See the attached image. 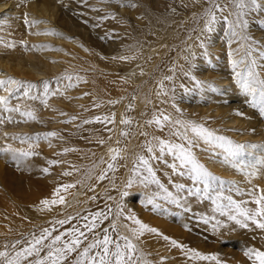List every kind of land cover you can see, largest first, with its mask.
<instances>
[{
  "label": "bare ground",
  "instance_id": "bare-ground-1",
  "mask_svg": "<svg viewBox=\"0 0 264 264\" xmlns=\"http://www.w3.org/2000/svg\"><path fill=\"white\" fill-rule=\"evenodd\" d=\"M5 1L0 0V79L12 77L21 81L24 87L15 90L11 95L6 93L3 88H0V96H9L8 104L13 106L12 109L17 107L20 109L18 112L9 110L12 112L9 114L14 119L11 123L4 121L7 119L5 118L7 114L2 112L3 117L0 118V121L3 119L4 122H0V141L8 138L16 146L22 147L23 145L27 146V142H29L27 139L31 132L39 131L44 134L46 132H55L57 133L56 136L43 137L44 140L41 143L46 145L45 148H47L48 142L55 143L57 139L62 145V149L63 147L67 148V146H70L68 143L70 140H75L74 143H79V145L88 144L86 140L89 138H78L77 136L85 135L84 129L89 126L93 128V131L102 134L106 141L113 139V142H116L118 148L124 153L127 150L131 151L135 149L137 146L139 148V143L143 140L147 142L150 134L152 138L149 140L155 144L156 141L153 140V137L162 138L160 133L169 132L170 134L171 131H174L170 125H165L161 129L154 123H147L154 115L163 112L164 114L171 115L173 119L192 120L202 123L218 135L226 136L235 143L245 145L244 149L236 154V158L228 154L224 148L208 145L201 141L199 146L194 148L193 151L197 159L213 175L231 181L233 179L229 173H232L239 179V183H241L240 177L246 174L247 165H249V169H251V166L264 167V163H261L264 160V119L262 120V118L259 119L255 116L254 110L246 111L245 113L240 111L241 108L238 107L240 103L231 98V96L238 95L242 98L250 96L255 101H251L252 104L255 103L256 107L260 104L259 92L257 91L256 96L253 97L251 92L245 91L237 83L235 72H241L246 77L248 67H251L254 73V86L257 89L260 87L259 82L264 81V72L262 70L264 67V35L258 36L254 34L256 31L253 27L255 20H258L264 26V0H259L261 4L260 8L250 9L246 12L243 18L247 20V27L238 29L240 32L243 30L248 33L249 38H251L248 43V47L251 48V55L248 57H244L243 49H238L240 52L234 51L229 45L226 46L228 50L225 52L221 49L222 55L219 54V50L217 51V49H220L219 44L221 42L219 38L222 37V34L229 32L231 36L229 38L234 37L231 34L232 30L229 26L230 22L235 20V8L232 0L216 1V3L221 5L223 11L217 12V20L212 26L211 32H208L204 28L207 19L204 13L205 9L209 7L208 0H187L186 2L183 1V3L180 0H170V4L176 5L179 2L180 4L178 3V5L180 6L176 7V12L170 13V16L166 19L167 21L164 20L163 25L166 23L167 31L156 29L157 32L164 33H156V39L151 44L144 43L142 40L148 39L155 32L149 34L146 30H139L140 28L138 29L135 26L136 24L128 25L123 16L122 4L118 3L119 0H31L26 6L23 5L25 0ZM64 4H67L72 12H77L78 14L75 13L68 18L69 16L58 12L57 8L61 5L63 7ZM138 6L132 7L135 19L140 23L139 25H148L149 23L145 22V20L152 22L147 17L149 12L153 11H151L152 8L147 7L144 11V6ZM19 7L20 9L21 7L28 9L27 11L30 13L29 19L43 22L28 26L20 23L21 21H16L20 18L21 14L18 11ZM151 14L149 15L152 16ZM155 14H158V12H155ZM193 14L200 19L199 25L201 24L200 30L203 32V37L200 36L199 39L196 37L188 41L186 43L188 46L184 47L185 50H182L181 55L180 53L176 54V61L169 69L173 77L172 80H169L172 84L170 85V90L166 92L164 87L163 89L160 88L163 78L158 77L157 80H152L155 72H160L161 69V66L157 65V63H163L167 58L166 56L172 54L174 50L173 46L176 40H178H173V37L179 30L180 32L182 31V28L179 26L180 21H187V18ZM224 17L228 19L225 20ZM82 19H85L86 23L83 22L84 20L81 21ZM189 19L190 17L188 21ZM87 27L95 34L97 33L95 32V27L104 29V32H107L106 35L102 32L100 35L98 31L96 37L109 46L110 53L115 52L112 55H107L108 53L102 49L98 50L93 47L88 42L90 39L86 34ZM123 34L125 36H122ZM213 34L215 37L213 45H217L216 47H212L210 45L212 44L211 41L209 42V38ZM221 39L223 40V38ZM134 40L143 44V46L135 49L132 46L127 47V45H124L125 42ZM22 41L26 42L24 47L22 46ZM201 41H203V47L200 46ZM9 44H14L15 46L8 47L7 45ZM224 45H222V48L225 47ZM120 57H128V59L122 60ZM232 59H242V63L238 65L235 71L232 68ZM253 60L255 61L254 64L251 63ZM145 63L149 64L146 65ZM119 68H123V71L119 72ZM185 73H190V75L186 76ZM96 75L99 76L98 82L103 81L104 83L105 80V82L114 81L116 84L110 89L112 86L107 83L109 93L106 91V94H109V96L105 97V103L99 101L101 96H105L104 92L102 93L100 88H96L92 84V78L94 80ZM192 76L203 82V86L197 87L195 81L191 78ZM68 77H71V80ZM78 77L79 79H77ZM29 83L34 84L35 87L29 91V95L25 96L26 85ZM48 83H51L49 87ZM45 85H47V89H45ZM145 91L148 92V95ZM46 92L49 102L44 105L43 99L45 100ZM165 92L167 93L166 95L163 94ZM158 93L161 94L158 95ZM117 96L121 97L124 104L120 100L115 99ZM32 97L35 98L33 99ZM96 98L101 104L98 106L100 115L94 116V118H87L88 116L85 114L88 111V104L86 102L95 100ZM33 100L34 104H32ZM110 101H116V103H110ZM133 101L134 103L129 106V103ZM146 102L148 103L147 107L144 106ZM32 108L36 111L34 112ZM177 108L180 111H177ZM257 109V113L260 114V108ZM90 110H96V107L93 106ZM27 111L33 112L37 119L33 120L30 117L22 115V113ZM237 113H243V115H238ZM113 114L115 115V119L111 123L95 120V117H111ZM73 116L76 117L75 120L71 119ZM122 119H128L131 123L122 124ZM85 120L91 122L84 123ZM35 121V125L29 123H35ZM3 130H6L9 135L6 136L5 132L2 133ZM125 132L127 135H122ZM143 133L147 135H143ZM172 142L179 143L180 138L172 136ZM96 144L101 153L109 154L110 145L107 147L106 144ZM211 147L220 152L217 157H212V153L215 154L214 152H211L209 155L204 153V148ZM63 152L60 156L62 159L67 158L70 154V151L63 150ZM122 153L119 157L123 155ZM166 154L169 155L165 153L164 156ZM38 157L42 161H44L43 159H47L46 161L50 159L43 154H39ZM170 157L168 158L169 160ZM229 160L232 161L228 163L227 161ZM241 160L247 163L240 164ZM66 161L61 162L59 166L62 165V168L66 166L68 164ZM121 162L122 157L112 163L116 167ZM134 165L135 162L130 161L128 168L132 170ZM239 169L244 172L239 171ZM157 170L159 171V169ZM141 171L142 175L134 176L133 172H131L129 177L138 178L146 174V171ZM162 172L164 173V170L160 172V175H162ZM165 172L168 173V171ZM66 178L65 180H67ZM52 182L55 183L56 181L52 180ZM242 184L244 188L243 196L254 198L259 188L264 189V176L259 181ZM16 186V189L21 187L18 181L16 182ZM257 186H259L258 189L256 188ZM179 190H182V188ZM108 194L111 195V192L109 191ZM7 196L10 198L8 191ZM80 196L79 194H75L74 199L71 196L64 203V207L71 206ZM251 201L247 202L246 205L253 206ZM22 209L26 215L31 214L27 207L22 206ZM34 218L44 221L42 216ZM118 220L120 219L118 218Z\"/></svg>",
  "mask_w": 264,
  "mask_h": 264
},
{
  "label": "rangeland",
  "instance_id": "rangeland-1",
  "mask_svg": "<svg viewBox=\"0 0 264 264\" xmlns=\"http://www.w3.org/2000/svg\"><path fill=\"white\" fill-rule=\"evenodd\" d=\"M6 1L10 2L11 0ZM30 1L31 0H25L23 5L26 6V4H29ZM180 1L183 3V1L186 2L187 0ZM118 3L122 4L123 16L128 22V25L136 24L135 26L138 29L140 28L139 30H146V32L149 34H151V32H155V34L148 39L142 40L144 43L150 44L154 42L157 34L164 33L157 32L156 29H159L160 31H162V29L166 31L168 30L166 23L163 25V22L168 16H170V13L173 14V12H176V7L180 6L178 5L179 2H177L176 5L170 4V0H119ZM133 5L144 6V11L147 7H151V11H153L151 12L152 14L150 12L149 14L152 16L148 14L147 17H149L152 22L145 20V22L147 21L149 23L148 25H139L140 23L137 22L135 16L133 15ZM19 9L20 7L18 8V11L21 12V19L19 18L16 21H21L20 23H24V19L22 18H25V14H27L29 18L30 13L27 11L28 9L26 7H21V9ZM57 11L63 15L69 16L68 18L77 13L72 12L67 4H64L63 7L61 5L59 8H57ZM155 12H158V14H155ZM151 17L155 18L153 19ZM189 17L190 19L188 21ZM189 17L187 18V21H180L179 26L182 28V31L180 32L179 30L173 37V40L178 39L173 46L174 50L170 56H166L167 58L163 63H157V65L161 66V69L160 72H155L152 80H157L158 77L164 79L165 76H172V73H170L169 69L176 61V54L180 53L181 55L182 50H185V48L188 46L186 45L188 41L192 40L193 38L195 39L196 37H203V32L200 30L201 24L199 25L200 19L194 14ZM81 21L86 23L85 19H82ZM253 27L256 31L254 34L258 36L264 35V26L258 20L254 21ZM238 29L239 28L236 30L239 33L238 36L229 38L231 37L230 33L226 32L222 34V37L219 38L221 44H225V47L223 46L224 48H222L223 44H219L220 49H217V51L219 50L218 52L220 55H222L221 49L224 52L228 50L226 47L227 45H229L234 51H238L240 48L245 51V48H248L250 39H242L241 37L249 38V34L243 30L240 32ZM86 30V34L90 39L88 42L91 43L93 47L97 48L98 50L102 49L104 52L108 53L107 55H112L115 52L113 51L110 53L109 46L103 41L101 42L98 37H96L98 31L100 35L102 33L106 35L107 32H104V29L95 27V32H97L96 34L93 33L89 27H87ZM122 36H125V34ZM221 38H223V40ZM210 41L212 44H209L212 47L217 46L213 45L215 42L214 34L209 38V42ZM24 45L25 44L22 46L24 47ZM124 45H127V47L132 46L135 49L143 46V44L138 43L136 40L129 42L127 41ZM145 64L148 65L149 63ZM118 70L119 72H122L123 68H119ZM262 70L264 72V67ZM102 77L101 79L104 80ZM97 80L99 81L98 75L94 77V80L92 78V84L95 85L96 88H100L102 93L104 92L103 94L105 96H101L99 101L101 103H105V97L109 96V94H106V91L109 93L107 83L108 85L112 86L110 89H112L116 84L114 81L105 82L104 80L103 83V81L98 82ZM50 84L51 83H48V87ZM171 84L172 82L169 80H165L163 82L166 92L170 90ZM146 94L148 95V92H146ZM133 97H135V95H133ZM231 98H233L234 101L240 103V106H238L241 108L240 111L245 113L246 111L249 112L254 110L253 112L256 114H254L255 116H257L259 119H264V116L257 113V108H260V104L258 107H252V102H255L253 101L254 99L252 97L246 96L245 99L238 95L231 96ZM115 99L120 100L121 103H123L121 97L117 96ZM48 100L49 97L47 98V103L49 102ZM248 102H250L249 106ZM34 103L35 102L33 100L32 104ZM86 103L88 104V111L85 114L88 116L87 118H94V116L100 115L98 112L99 107L96 105L101 104L98 102L97 98L95 100L87 101ZM133 103L134 101L129 103V106H131ZM43 104L46 105L44 103V99ZM93 106L96 107V110H90ZM144 106L147 107L148 103L146 102ZM12 107L13 106L11 104H8L7 108H5L3 105H0V118L3 117L2 112L7 114L5 116V118H7L4 120L5 122L11 123L14 120L10 115L12 112L9 111L12 109ZM32 109L34 112L36 111L34 108ZM4 121L2 119L0 122ZM29 123L35 125L36 121L35 123ZM84 130L85 135H79L77 137L89 138L86 140L88 144L79 145V143H74L75 140H70L68 142L70 146H67V148H62L63 150L68 149L67 152L70 151L68 157L64 158L65 161L67 160L66 162L68 164L66 163L67 165L63 168L62 165L59 166L61 162H65L64 159L60 157L64 153L61 149L62 145L60 144L59 140L56 139L55 143L48 142V147L45 148L46 145L41 143L44 140L43 132H31L29 138L27 139L29 141L27 142V146H16L10 142L8 138L2 139L3 141H0V251L5 250L7 247V250L10 253H13L14 249L11 246L16 244L17 241H20V244L16 246L15 250H19V247L24 246L25 242H30L33 236H39L44 228H48L49 230L55 229L53 235H57L71 227L81 226L85 223L83 222L84 220L82 217L91 216V214H94L98 211H105L104 213H109V211L111 212L108 219L103 221L101 227L109 228L110 234L113 236L116 235V233L111 232V224L113 222H115L117 231L120 234H128L131 236L129 229L137 226L134 225L132 221L127 219L128 215H135L143 223L159 230V233L145 231L138 240L134 238V242L138 244L140 255L143 257V260L148 262V264H217V262L213 260L193 258L191 250L199 252L202 255H216L221 264H253V261L245 256V252L249 249L264 250V229L256 227V225L251 221L247 222L249 225L247 228L241 227L240 225L236 224L235 221L229 220L226 214V208L230 200L240 204L244 208L254 210L257 207L254 198L243 196L244 188L242 183L259 181L260 178L264 176V167L260 168L258 166H251V169H249V165H247L246 174L240 177L241 183H239V179H237V177L232 173H229L233 179L231 181L213 175L215 178L209 181L208 187L205 189L204 183L201 181L192 180L187 174L186 169H181V171L185 172L184 175H180L178 171L170 169L171 164H178V161H175L174 157L170 154H166V156H164L165 158L163 157L160 160L153 159L152 161V159H150V164L156 173V177L160 182L159 184L151 183L150 181L141 183L140 181L142 176H139L138 178H132L133 182L131 186L126 187L129 179L131 178L129 176L132 172V170L128 168L130 161L136 162V158L139 155H144L146 158H150L152 155L151 153H148L144 147L145 144L151 140V134L149 135L150 140L146 139L147 142L143 140L139 143V148L137 146L131 151L127 150V152H121L123 154L121 156V164L114 167V170H108L107 164L113 162L111 160V153H109V151V154L101 153L96 143H100V141L103 140V144H106L107 147L110 145V148H118V144L113 142V139H108L106 141L104 136L96 131H93L92 127L88 126ZM2 133L5 135L7 134L6 136L9 135L6 130H3ZM160 136L163 139L172 141V135L169 134V132L164 134L160 133ZM31 138H34L35 140ZM9 145L11 148H9ZM15 150H22L25 152L31 151L37 153V155L23 157L20 155L19 151ZM155 151L157 153L158 149H155ZM211 152L215 153H212V157H217L218 153H220L216 151L214 147L204 148L205 154L209 155ZM39 154H43L50 159L48 161H46L47 159H43L44 161H42L38 157ZM157 155H159V153ZM169 156H171L170 160L168 159ZM232 156L236 157V155ZM121 157H118L117 160H119ZM50 161H57V163L52 164ZM230 161L232 160L227 162L229 163ZM243 163L247 162L241 160L240 164ZM43 169H47L48 171L45 172ZM157 169H159V171ZM160 170H164L162 175H160ZM165 171H168V173ZM239 171L241 170L239 169ZM102 173H106V175L103 180H100L98 177ZM250 173L254 174L250 175ZM145 175H147V173ZM65 178L67 180H65ZM52 180L56 182L53 183ZM17 181L21 186L19 189H16ZM50 182H52V184H50ZM69 184L73 187H69L67 189L63 187ZM161 184L164 186L163 188L160 187ZM177 184L184 186L182 190H179L176 187ZM57 188H60L59 195L64 197L65 202L71 196L74 199L75 194H79L81 196L77 198L75 202L71 204V206L67 207H64V203L49 205L48 207L42 205V200L58 198V196H53V193ZM256 188L258 189L259 187ZM164 189H167V192H165ZM197 189H199V191H197ZM7 191L10 198L7 196ZM109 191L111 192V195L108 194ZM124 192H127L128 195H122ZM168 193H171V196H169ZM190 193H195V195ZM258 195H260V188L256 191L254 197ZM109 197H111V199H109ZM250 200H252L251 203H253V206L246 205V203L250 202ZM149 201H151V203H149ZM22 206L27 207L31 214L26 215L25 211L22 209ZM218 207L221 210L218 211ZM121 209L123 210V215L117 217L116 214L118 211H121ZM37 216H42L44 221L36 220L34 217ZM69 216H72L75 219L68 221V223L64 225L55 223L56 221L64 220ZM118 218L120 220H118ZM165 236L175 239L184 247L173 246L171 244V240L164 239Z\"/></svg>",
  "mask_w": 264,
  "mask_h": 264
},
{
  "label": "snow or ice",
  "instance_id": "snow-or-ice-1",
  "mask_svg": "<svg viewBox=\"0 0 264 264\" xmlns=\"http://www.w3.org/2000/svg\"><path fill=\"white\" fill-rule=\"evenodd\" d=\"M208 3L210 6L205 9L204 14L207 19L205 21L204 28L208 32H211L212 26L217 20V12H222L223 8L219 3H216V0H208ZM232 4L235 8V20L231 21L229 26L232 30V35L238 36L239 33L236 31V29H243L247 27V20L243 18L246 12L250 9L254 10L260 8L261 4L259 0H232ZM224 19L227 20L228 18L224 17ZM42 22L43 21L40 20L29 19L27 14H25V25L32 26ZM241 38L251 39L247 37ZM197 39H199V37ZM21 43L26 44L24 41ZM7 46L14 47L15 45L9 44ZM200 46H204L203 41H201ZM230 55H232V53H230ZM250 55L251 48H245L244 57H248ZM120 59L125 60L128 59V57H120ZM240 63H242V59L231 60L234 71ZM251 63L254 64L255 61L253 60ZM185 75L188 76L190 73H185ZM235 75L237 83H239L245 91L251 92L253 97L256 96L257 91L259 92L260 114L264 116V81L259 82V89L254 86V73L252 72L251 67H248L246 77L241 72H235ZM191 78L195 81V85L197 87L203 86V82L197 80L195 76H192ZM68 79L71 80V77H68ZM77 79H79V77ZM172 79V76L164 77V80ZM20 87H24L22 82L12 77L0 79V88H3V90L9 95H11ZM34 87V84H27L24 95H29V91ZM163 87V82H161L160 88L163 89ZM181 87H183V85H181ZM45 89H47V85H45ZM160 94L161 93H158V95ZM163 94L166 95L167 93L165 92ZM45 96H47V92L45 93ZM32 98L34 99L35 97ZM8 99V95L0 96V105H3L5 108H7ZM44 103L47 104L46 98ZM110 103H116V101H110ZM96 106L98 107L99 105ZM173 106L175 107V105ZM253 107H256L255 103H253ZM11 111L18 112L20 109L17 107L11 109ZM177 111H180V109L177 108ZM237 114L243 115V113ZM22 115L30 117L33 120L37 119L35 114L31 111L24 112ZM71 119L75 120L76 117L73 116ZM114 119V114L111 117H95L96 121L103 120L109 123L113 122ZM90 122L91 121L88 120L84 121V123ZM121 123L129 124L131 121L128 119H122ZM147 123H154L161 129H163L165 125H170L171 128L174 129V131H171L170 134L172 136L179 137L180 141L182 142L175 143L171 140H166L159 137H153V140L156 141L155 144H153L151 141H148L145 144V148L148 153L152 154L151 157L146 158L144 155L137 156L135 165L132 169L134 176L142 175L141 170L146 171L147 175L142 176L140 181L141 183L146 181L156 184L160 183L156 177V173L154 172L152 165L150 164V159L160 160L164 157L165 153H168L174 157L175 161H178V164H171V168L174 171H178L180 175H184L185 172L181 171V169H186L187 174L191 177V179L194 181L203 182L206 189L208 187L209 181L215 177L209 171V169L197 159L193 149L198 147L201 141L208 145H216L220 148H224L230 155H236L245 147V145L235 143L226 136L218 135L215 131L210 130L202 123H197L192 120L173 119L171 115L164 114L163 112L154 115L153 118ZM56 135L57 133L55 132H48L44 134V138L53 137ZM122 135L126 136L127 133H122ZM143 135L147 134L143 133ZM100 143L103 144L104 141L101 140ZM9 148H11L10 145ZM155 149H158L159 155L156 154ZM15 151H19L20 155L23 157L37 155V153L31 151ZM65 151H68V149H65ZM109 153H111V160L116 161L121 154V149L109 148ZM50 163L55 164L57 161H50ZM261 163H264V160H262ZM107 169L114 170V163H108ZM44 171L47 172L48 170L44 169ZM253 174L254 173H250V175ZM105 175L106 173H102L98 179L103 180ZM132 182L133 180L130 178L126 187H130ZM63 187L67 189L72 187V185H65ZM160 187L163 188L164 186L161 184ZM176 187L180 189L184 186L177 184ZM164 191L167 192V189H164ZM197 191H199V189H197ZM59 192L60 188H57L54 191L53 196H58V198L42 200L41 204L45 207H48L49 205L65 203L64 197L59 195ZM190 194L195 195V193ZM122 195L126 196L128 193L124 192ZM168 195L171 196V193H168ZM109 199H111V197H109ZM254 200L255 204L257 205L254 210L244 208L240 204L230 200L226 208L228 219L235 221L236 224L244 228H247L249 226L247 222L251 221L256 225V227L264 229V189H260V195L254 197ZM149 203H151V201H149ZM217 210L219 211L221 209L218 207ZM110 214V211L109 213L98 211L94 214H91V216H84L82 217V219L85 221L83 225L71 227L57 235H53L55 229L50 231L48 228H44L39 236H33L32 240L30 242H25V245L20 246L19 250H15L16 246L20 244V241H17L16 244L11 246L14 249L13 253H10L7 250V247L5 250L0 251V264H148V262L143 260V257L140 255L138 244L134 242V238L138 240L145 231L159 233V230L143 223L135 215H128L127 219L132 221L133 224L137 226L129 229L131 236L128 234H120L117 231L115 222L111 224V232L116 233V235L113 236L110 234L109 228L101 227L103 221L107 220ZM116 215L117 217L123 215V210L121 209V211H118ZM73 219L75 218L69 216L64 220H58L55 223L64 225ZM164 239L171 240V244L173 246L184 247L175 239H171L167 236H165ZM191 251L193 258L213 260L216 261L217 264H221L216 255H202L201 253L194 250ZM245 256L252 260L253 264H264V250L249 249L245 252Z\"/></svg>",
  "mask_w": 264,
  "mask_h": 264
}]
</instances>
